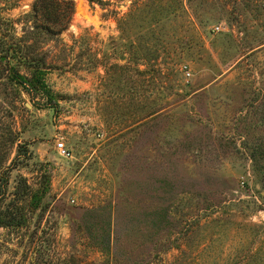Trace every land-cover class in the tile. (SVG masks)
<instances>
[{
    "label": "rangeland",
    "instance_id": "obj_1",
    "mask_svg": "<svg viewBox=\"0 0 264 264\" xmlns=\"http://www.w3.org/2000/svg\"><path fill=\"white\" fill-rule=\"evenodd\" d=\"M36 1L0 0V48L46 53L61 97L0 62L3 204L49 187L0 264H264V0H62L39 41Z\"/></svg>",
    "mask_w": 264,
    "mask_h": 264
},
{
    "label": "trees",
    "instance_id": "obj_2",
    "mask_svg": "<svg viewBox=\"0 0 264 264\" xmlns=\"http://www.w3.org/2000/svg\"><path fill=\"white\" fill-rule=\"evenodd\" d=\"M87 1L90 4L96 3L99 5H105L103 0ZM70 14L71 4L68 2L62 0H37L33 6V12L31 13V16L34 17V28L29 31L30 37L36 41L52 40L54 36H57L59 32L63 31L66 28V25L69 24L71 20ZM40 15L44 18L45 24H39ZM50 16L56 18V20L53 21V24H51L50 20L52 19ZM52 25L54 27L58 26L60 29L56 31ZM2 47L3 46L0 48V62H15L10 71V77L13 81L26 85L28 91H42L47 95L50 102H54L57 98L61 97V95H54L45 82V77L50 70L61 68L57 64L49 63L46 53L35 54L32 49L29 55L26 54L23 58L19 57V50L16 48L9 47L7 50H4ZM18 62H24L26 67L32 70L30 78H27L20 73ZM23 149L24 147L19 145L17 157L10 166L6 167L7 172L10 170L11 166L18 162V159L21 156H28V150L25 149V151H22ZM48 183V181H46V183L44 182L41 188L37 191H33L29 185H27L25 179L22 178L21 187L14 193V199L4 205L3 202L7 199L6 193L8 180L5 173H0V228L22 229L26 227L28 223L27 207L21 203L28 198L29 208L32 211H36L48 192Z\"/></svg>",
    "mask_w": 264,
    "mask_h": 264
},
{
    "label": "built area",
    "instance_id": "obj_3",
    "mask_svg": "<svg viewBox=\"0 0 264 264\" xmlns=\"http://www.w3.org/2000/svg\"><path fill=\"white\" fill-rule=\"evenodd\" d=\"M217 30H220V28H217ZM97 137L99 139L103 138L104 135L99 133L97 134ZM58 154L63 158H69L71 157V151L65 146L64 143H59L57 147Z\"/></svg>",
    "mask_w": 264,
    "mask_h": 264
}]
</instances>
